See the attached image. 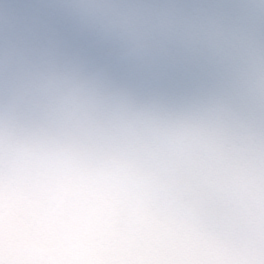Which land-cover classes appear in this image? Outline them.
Segmentation results:
<instances>
[{"label":"clouds","instance_id":"1","mask_svg":"<svg viewBox=\"0 0 264 264\" xmlns=\"http://www.w3.org/2000/svg\"><path fill=\"white\" fill-rule=\"evenodd\" d=\"M0 264H264V0H0Z\"/></svg>","mask_w":264,"mask_h":264}]
</instances>
